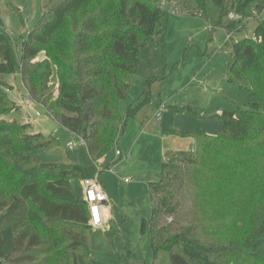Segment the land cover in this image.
Here are the masks:
<instances>
[{
  "label": "trees",
  "instance_id": "1",
  "mask_svg": "<svg viewBox=\"0 0 264 264\" xmlns=\"http://www.w3.org/2000/svg\"><path fill=\"white\" fill-rule=\"evenodd\" d=\"M167 1L179 13L206 11L207 0ZM213 1L222 9L217 25L228 31L264 10V0H237L232 6L243 16L226 20L227 0ZM41 3L43 17L22 39L21 55L0 32V118L17 109L3 76L18 70L28 95L81 137L97 161L152 98V85L161 79L155 68L146 77L143 95L128 105L126 115L120 110L141 66L142 50L158 38L164 41L171 11L162 0ZM41 52L50 60L36 61ZM231 58L229 75L247 76L248 85L242 87L251 107L207 110L221 120L217 134L176 130L195 138L192 156L165 160L161 178L149 183L151 217L148 223L143 220L142 230L149 225L154 252L168 251L172 264H264V17L252 36L233 44ZM55 74L56 91L50 84ZM29 126L0 119V264H80L79 255L91 256L87 235L94 227L73 182L89 177L79 164L38 162L33 152L51 141L43 133H30ZM228 167L230 179L222 171ZM181 180L188 212L176 198ZM230 186L238 199L252 204L249 211L220 198ZM165 216L172 220L163 223ZM129 257L124 264H130Z\"/></svg>",
  "mask_w": 264,
  "mask_h": 264
},
{
  "label": "rangeland",
  "instance_id": "2",
  "mask_svg": "<svg viewBox=\"0 0 264 264\" xmlns=\"http://www.w3.org/2000/svg\"><path fill=\"white\" fill-rule=\"evenodd\" d=\"M234 1L237 0L226 1V20H230L231 14L243 16L232 6ZM43 13L41 0H0V32L15 44L19 55L22 54V39L26 38L29 31L41 21ZM263 17L264 10L256 11L254 15L246 18L244 25L238 30L228 31L217 25L222 18V9L213 0H207L204 14L171 12L164 41L158 38L142 50L141 66L131 81L133 86V79L135 81L137 76L147 77L152 68H155V73L161 78L152 85V98L139 111L140 116L150 119L158 110L160 103L173 94L172 100L167 102L168 104L164 103L162 116L166 114L164 116L166 123L170 122L185 132L206 130L211 134H217L221 120L214 115L208 116L207 110L222 112L238 108L249 109L251 98L242 87V85H248L247 76L243 74L241 77L231 78L229 75V63L232 60L231 48L236 41L252 36ZM197 19L202 20L204 24L196 23ZM44 60H50L49 55L41 52L36 61ZM3 77L11 86L9 95L15 101L17 109L0 119L28 123L30 133H43L51 141L47 148L34 151L33 157L40 163L79 164L84 167L86 176L99 177L100 184L104 187L106 181L105 178H101V175L111 171L109 170L110 164L120 159L117 150L124 151L125 156L128 154L125 152V145L129 142V138L125 137L126 126L123 127V135L118 137L114 146L103 156L104 158L99 159L100 161H92L87 145L84 143H80L75 149L69 148L70 144L79 143V136L60 126L39 102L34 100L35 107L41 115H36L24 104L28 93L18 70L7 73ZM186 78L189 79L190 86L182 88L183 83H186ZM50 84L55 86L56 91L59 84L57 74L52 77ZM143 89L144 86L140 89L135 88L129 93L127 99L132 97L135 102L136 98L143 93ZM180 105L183 107L176 110L174 106L178 108ZM188 108L195 109L198 114L188 112L186 110ZM185 136L192 137L189 134ZM189 137L185 138L189 139ZM193 150L194 148H190L187 152L179 154L177 161L181 160L180 157L192 156ZM157 164L156 156L148 157L144 151L139 153L138 161L126 173L118 171L115 173L127 182L125 179L135 177L131 174L133 170L144 171L154 168ZM100 169L102 172L99 173ZM222 171L227 179L233 177L232 168L228 167ZM73 187L78 194L83 191L78 181L73 182ZM176 193V198L183 201V207L188 212L190 202L186 198L183 180L179 182ZM220 198L225 201L228 198L234 200L242 211H249L252 207L251 203L245 204L243 200L238 199L235 187L232 186L227 188ZM148 205H150V199L149 204L146 200L144 204L143 201L133 202L130 205H123L121 209L115 206L111 221L106 227L94 228L88 232V243L93 258L79 255V263L124 264L129 255L130 264H172L168 251L154 252L149 225L146 226L145 231L142 230L141 221L144 217L149 221L150 214L139 219L137 213L139 210L146 209ZM171 220V216H165L162 222L166 223Z\"/></svg>",
  "mask_w": 264,
  "mask_h": 264
},
{
  "label": "crops",
  "instance_id": "3",
  "mask_svg": "<svg viewBox=\"0 0 264 264\" xmlns=\"http://www.w3.org/2000/svg\"><path fill=\"white\" fill-rule=\"evenodd\" d=\"M196 23H199V25L204 24L203 21L200 19H197ZM188 80L189 79L186 78V83H183L184 85H182V88H184L185 86L186 87L190 86ZM145 81H146V77L137 76L135 78V81L133 79L132 82L133 86L131 84L130 92L134 91L135 88L140 89L143 86L145 89ZM142 95L143 93L140 94V96ZM173 96L174 95L171 94L165 99V101H162L160 104L171 101L172 100L171 98H173ZM139 97H137L136 100ZM123 101L124 102L122 101L120 102V110L124 114L126 106H128L129 103L133 101V98L130 97L129 99H127L126 97ZM174 107H176L177 110V109H181L183 106L180 105L178 108L177 106ZM164 116H166V114ZM164 116L158 118L157 110H156V112H154L153 117H151L152 119L151 118L146 119V117L140 116V112H139L137 116L129 120L126 126V136H125L129 138V142L127 143V145H125V152L128 153L126 156H128L129 159L128 158H126L127 160L122 159L118 161V163H116L117 162L116 160L115 162H113L115 163V167L109 169L111 171H107L106 173L101 175V178H105L106 181L104 189L108 195V201L103 209L104 223L101 227H99V229L106 227L108 223H110L112 215L114 213L113 210L115 209V206L121 209L123 205L126 204L130 205L133 202H138V201L141 202L143 201L144 204L146 200H148V204H149V199H150V205H148V207L144 210H139L137 216H139L140 219L142 218V216L144 215L147 216L150 214L151 217L152 203L149 194V183L152 181H158L161 178V169H162L161 163L171 158L172 156L176 155L179 157V154L187 152L190 148H194L193 146L195 144V138L193 136L189 137V136H185L184 134H180L176 132V130L179 132H185V131H182V129L176 127V125L171 124L170 122L166 123V121H164L166 120ZM185 137H189V139H186ZM144 151L146 152L148 157L150 155L156 156V159L158 161L157 166H155L152 169L148 168L147 170L144 171L133 170L131 174L135 177L134 178L129 177L125 179V181L127 182H124V180L120 179L118 174H116L115 172L118 171L119 173H126L129 170V168H131L133 164L138 161L139 153ZM122 152L124 153V151ZM103 158H100V160H102ZM80 184L82 186V181ZM81 194L84 195V189L81 192ZM144 219L148 221L146 217H144L141 222H143Z\"/></svg>",
  "mask_w": 264,
  "mask_h": 264
},
{
  "label": "built area",
  "instance_id": "4",
  "mask_svg": "<svg viewBox=\"0 0 264 264\" xmlns=\"http://www.w3.org/2000/svg\"><path fill=\"white\" fill-rule=\"evenodd\" d=\"M162 5L170 9L171 12H176V7L174 3H171L167 0H162ZM240 15L231 14L230 19H239ZM24 104L27 105L36 115H41L40 111L35 107L34 100L28 95ZM165 104L162 103L159 105L157 110L158 118H161L162 112L164 110ZM30 118V116H28ZM80 143H84L83 139L79 137V143L74 142L69 145L70 149H75ZM117 155L121 159L128 158L125 156L121 150H117ZM82 186L84 189V200L88 204L89 213H90V224L94 228H99L104 223L103 209L107 204L108 195L104 187L100 184L99 178H86L82 181Z\"/></svg>",
  "mask_w": 264,
  "mask_h": 264
}]
</instances>
